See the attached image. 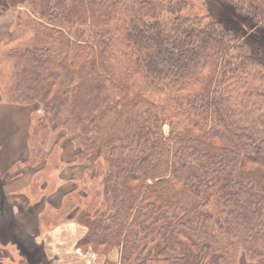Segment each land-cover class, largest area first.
Returning <instances> with one entry per match:
<instances>
[{
  "label": "trees",
  "instance_id": "obj_1",
  "mask_svg": "<svg viewBox=\"0 0 264 264\" xmlns=\"http://www.w3.org/2000/svg\"><path fill=\"white\" fill-rule=\"evenodd\" d=\"M23 7L33 40L13 51L12 101L65 129L75 162L106 163L104 201L82 191L69 209L77 247L225 264L228 236L264 264V48L251 38L264 0H1L0 13ZM33 151L35 169L51 155Z\"/></svg>",
  "mask_w": 264,
  "mask_h": 264
},
{
  "label": "crops",
  "instance_id": "obj_2",
  "mask_svg": "<svg viewBox=\"0 0 264 264\" xmlns=\"http://www.w3.org/2000/svg\"><path fill=\"white\" fill-rule=\"evenodd\" d=\"M13 17L10 12L0 13V46L11 42V38L7 40V37L15 31ZM32 125L30 107L3 99L0 85V180L3 183V196L12 204L10 214L13 226L19 229L21 235H25L24 232L38 234L37 238L43 245L48 264H81L82 261L75 255V248L85 228L73 217L62 214L56 217V214L63 210L67 197L75 192L78 182L83 179L85 166L75 162L73 158L60 160L51 170L50 176L54 182L49 185V180L39 175L46 170L48 159L36 169L26 165L31 157ZM17 163L24 164L15 174H11ZM32 178H36L38 190L42 193V201L39 203L33 202V196L29 192H23ZM42 213L48 224L42 225L45 229L42 228L37 233L41 228ZM116 252H111L110 255L116 258Z\"/></svg>",
  "mask_w": 264,
  "mask_h": 264
},
{
  "label": "rangeland",
  "instance_id": "obj_3",
  "mask_svg": "<svg viewBox=\"0 0 264 264\" xmlns=\"http://www.w3.org/2000/svg\"><path fill=\"white\" fill-rule=\"evenodd\" d=\"M1 3V0H0ZM212 6L213 11H218L221 9L220 5H215L213 3L210 4V7ZM217 7V8H216ZM17 12H21V25H17V18L15 17V31L11 35L7 37L11 38L9 43H4L0 46V85L2 88V97L3 99H7L11 102V92H12V75L14 73V65H15V57L13 56V51L22 49L25 44L28 42H31L30 40H33L32 36V29L27 27L24 24V21L27 20L28 22L31 21V17L28 15L26 8H19L16 10ZM16 11L10 10V12L14 13V16H16ZM222 12L227 13L226 11L222 10ZM232 12V11H231ZM224 15V14H223ZM232 15H235L232 12ZM225 21V20H224ZM239 22V20H231V21H225L227 24L226 26L235 25ZM224 23V22H223ZM254 35V36H253ZM251 38L255 39L257 44L264 48V36L263 31L258 30L253 34ZM259 103V102H258ZM30 109L32 110L33 115V125L31 130V136H30V144L33 147L34 151L32 152L37 153L38 149L42 148L45 152H48L51 149V155L47 158V164H46V170L39 175H42L44 178L49 180V185H52L54 180L51 178L50 173L52 168L55 167L56 164L60 162L59 155H65L70 157V154H72L73 150L72 148L75 147V144L73 143L72 136H67V132L65 129H60L58 133H52L47 127L41 126L38 121L35 120V116L39 117L42 115L41 106L30 103L27 104ZM113 122V118L110 116L105 124H107V129H110L111 127H115L116 125H111ZM169 127L167 124L163 126V131L165 133H168ZM108 132V130L106 131ZM101 133L105 135V133ZM42 155H38L37 159H40ZM44 157V156H43ZM73 159H78L76 156ZM105 161L104 159L100 158L97 160L96 164L94 165L98 172H96L93 176L91 175V170H93V167H89L90 163L86 161V163L82 164L85 166V171L83 175V179L78 182L77 190L67 197L63 210L59 211L56 214V217L58 215L62 214L64 216H67L69 214V209L76 205L78 202V197L81 195L82 191H87L88 193H91V191L99 192L97 193L99 196V202L102 203L104 201V197L101 194L103 191V185H102V176L105 172ZM18 171V169L13 167L11 170V174H15ZM2 181L0 180V264H48V260L45 256V253L43 251V245L40 243V241L37 238L38 234H27L23 233L25 235H21V232L19 229H16L13 226V219L11 218L12 215L10 212L12 211V204H9L6 199L3 196L2 193ZM38 182L36 181V178H32L30 183L27 186V189L23 192H29V195L33 196L32 200L33 202H41L40 199L42 193L40 190H38ZM40 200H39V199ZM41 205V203H40ZM20 209V207H19ZM30 209V208H29ZM81 207L79 208V210ZM78 213V212H77ZM76 215V214H75ZM54 217V216H51ZM41 228L37 231L41 232L42 225L47 226L48 221L44 218L46 216L44 213H42L41 216ZM52 220V219H51ZM45 229V228H44ZM43 229V230H44ZM226 247H224V255H225V264H253V262H250L247 260L244 251L242 250L243 244L241 240L236 239H230L228 236L225 239ZM85 246H78L76 245V253L75 255L77 258H79L80 261H82L81 264H107V262H115L119 263V257L120 253L119 250L116 248H113L109 251L108 254H101L98 251H93L91 247L89 248L90 252L92 254H95V258H89L84 257L83 254H91L88 253V250H85ZM117 251V252H116ZM114 254L116 252L117 257L115 258L114 255H110V253ZM156 264H160L159 262ZM163 264V263H162ZM256 264V263H255Z\"/></svg>",
  "mask_w": 264,
  "mask_h": 264
},
{
  "label": "built area",
  "instance_id": "obj_4",
  "mask_svg": "<svg viewBox=\"0 0 264 264\" xmlns=\"http://www.w3.org/2000/svg\"><path fill=\"white\" fill-rule=\"evenodd\" d=\"M83 256H84V257H89V258H92V259L95 258V254H92V253L89 254V255H87V254H83Z\"/></svg>",
  "mask_w": 264,
  "mask_h": 264
}]
</instances>
